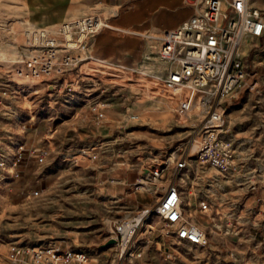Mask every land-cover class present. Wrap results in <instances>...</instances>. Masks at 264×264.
<instances>
[{"label":"rangeland","instance_id":"1","mask_svg":"<svg viewBox=\"0 0 264 264\" xmlns=\"http://www.w3.org/2000/svg\"><path fill=\"white\" fill-rule=\"evenodd\" d=\"M62 1L25 0V7L24 0H0V79L10 80L6 93L0 86V139L8 157L18 143L48 150L42 163L30 157L19 175L0 168V264H19L5 257L10 242L60 243L86 251L91 264H264V33L249 39L241 54L248 75L231 100L244 107L233 116L224 109L237 168L222 174L195 158L191 138L205 104L187 124L178 121L173 91L163 90L170 67L163 68L164 60L163 69L151 71L91 57L57 76L56 88H49L47 77L19 78L10 71L6 61L16 58L25 27L55 25ZM107 2L90 12L110 16L108 5L118 0ZM144 2L153 21L171 13ZM144 9L137 3L124 15L137 19ZM197 107L193 96V115ZM106 123H113L110 129ZM187 151L176 182L184 215L206 234V247L166 234L156 212L137 231L127 253L133 258L104 246L111 221L157 203L174 178L172 163ZM152 165L163 167L160 177L147 174ZM203 196L206 209L197 201Z\"/></svg>","mask_w":264,"mask_h":264},{"label":"built area","instance_id":"2","mask_svg":"<svg viewBox=\"0 0 264 264\" xmlns=\"http://www.w3.org/2000/svg\"><path fill=\"white\" fill-rule=\"evenodd\" d=\"M99 12L67 18L55 25H29L23 31V42L16 58L7 60L10 71L19 78L47 77L52 87L58 86L59 75H66L86 59L89 37L108 26ZM264 33V13L248 0H205V5L181 24L165 28L158 38V55L170 67L162 79L163 90H172L173 108L178 121L187 124L193 116L192 98L195 92L208 89L209 98L203 102V114L193 130L191 150L195 158L209 164L222 174H232L236 168L235 149L226 134L224 103L236 97L246 84L248 71L241 57L242 48L249 39ZM10 80L0 79L1 92L6 93ZM68 89L70 83H66ZM97 104H93L95 109ZM202 112V111H201ZM102 115V113H100ZM135 118V114L130 115ZM46 148L35 150L23 143L16 144L11 156L5 154V144L0 139V168L19 175L26 161L33 157L42 163ZM189 151L172 163V174L157 203L142 206L134 213H127L110 222L111 235L116 240L120 257L126 255L140 226L153 213L165 221L166 234L175 233L179 240L197 247H206V234L188 221L182 209L181 192L176 177L187 164ZM163 167L152 165L151 178L160 177ZM198 204L207 208L206 198L199 197ZM136 253V257H140ZM6 259L19 264H91L90 254L82 249L52 242L24 245L10 242Z\"/></svg>","mask_w":264,"mask_h":264},{"label":"crops","instance_id":"3","mask_svg":"<svg viewBox=\"0 0 264 264\" xmlns=\"http://www.w3.org/2000/svg\"><path fill=\"white\" fill-rule=\"evenodd\" d=\"M144 1L146 0H118V2L108 5L113 14L107 17L104 16V18L115 27H109L110 31L102 28L92 34L87 43V54L116 67L131 68L134 66L151 71H159V69L167 67V61L164 63L163 68L159 66L163 65L161 63L163 59L157 53L160 44L159 34L163 29L176 27L192 14L201 11L205 5V0H181L180 2H178L179 0H151V4L157 3L154 10L164 7L171 12L165 18L156 21H153V13H149L150 9ZM248 1L251 5L264 9V0ZM98 3L108 4L107 0H63L60 4L59 13L52 22L58 23L67 18L90 13V10L94 9L95 4ZM137 3L142 4L145 8L144 12L137 19L133 17L126 18L124 14L131 15ZM123 21H126V23ZM117 27H120V33H114ZM245 48L246 46L242 48V52ZM119 103L117 102V104ZM244 105L245 103L240 104L239 101L230 99L224 103V109L229 116H233ZM111 124L113 123H106L107 126H104V128L110 129ZM26 167H28L27 162L24 164L22 171Z\"/></svg>","mask_w":264,"mask_h":264},{"label":"bare ground","instance_id":"4","mask_svg":"<svg viewBox=\"0 0 264 264\" xmlns=\"http://www.w3.org/2000/svg\"><path fill=\"white\" fill-rule=\"evenodd\" d=\"M108 24H109V25L106 26V27H104V29H109V27L113 26V25L110 24L109 22H108ZM113 27H114V26H113ZM117 29H118V28H117ZM117 29H116V30H117ZM209 94H210V91H209L208 89H204V90H202V91H197V92L194 93L193 96L196 97V106H198V107L195 109V110H197L196 112H198V110L200 111V110L202 109V107H203V102L209 98ZM126 255H127V257H131V258H133V255H132L131 253L126 254Z\"/></svg>","mask_w":264,"mask_h":264},{"label":"water","instance_id":"5","mask_svg":"<svg viewBox=\"0 0 264 264\" xmlns=\"http://www.w3.org/2000/svg\"><path fill=\"white\" fill-rule=\"evenodd\" d=\"M52 85L49 86V88H51ZM116 240L114 238H109L106 243L104 244V246H109V245H115Z\"/></svg>","mask_w":264,"mask_h":264}]
</instances>
